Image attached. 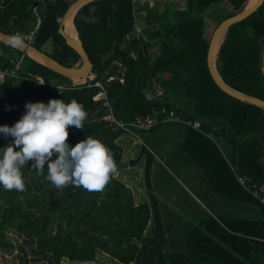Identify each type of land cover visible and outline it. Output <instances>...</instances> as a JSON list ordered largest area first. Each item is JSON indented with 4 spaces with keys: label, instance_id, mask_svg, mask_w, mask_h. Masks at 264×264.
<instances>
[{
    "label": "trees",
    "instance_id": "trees-1",
    "mask_svg": "<svg viewBox=\"0 0 264 264\" xmlns=\"http://www.w3.org/2000/svg\"><path fill=\"white\" fill-rule=\"evenodd\" d=\"M72 1L0 0V30L9 35L29 31L36 24V7L40 21L31 44L41 50L50 43V51L45 52L72 66L79 56L58 32ZM181 1L182 8L164 5L157 16L155 6L141 5L146 23L137 36V0H91L76 10L72 21L115 117L135 134L170 122L149 130L129 125L152 106H164L185 120H197L199 128L173 122L174 129L183 125L180 148L204 171L213 191L239 203L241 211L228 206L196 217L181 229L180 240L169 244L156 198L150 195V202L135 203L130 187L115 174L99 191L72 184L56 188L45 178L46 167L38 172L25 165L21 170L23 190L0 186V250L14 248L7 235L11 230L21 238L22 264L91 261L98 250L121 264H264V203L253 194L264 185V109L223 91L206 62L211 36H205V12L226 5L217 26L240 12L247 0ZM151 43L157 45L155 52L149 50ZM0 47L12 48L2 41ZM216 70L229 87L264 100V1L251 15L227 28L217 52ZM27 72L34 80L64 87L8 79L0 84V124H13L26 111L28 101L59 98L69 102L75 98L87 116L82 129L69 126L70 146L86 135L97 136L110 150L118 172L123 167V150L116 140L128 133L112 129L104 120L106 107L93 98L100 88L72 85L70 78L25 55L20 75ZM148 92L153 96L150 100ZM11 139L0 135V145ZM222 140L227 143L225 149L220 147ZM142 146L147 154V177L151 153ZM151 220L153 226L147 231Z\"/></svg>",
    "mask_w": 264,
    "mask_h": 264
},
{
    "label": "rangeland",
    "instance_id": "rangeland-1",
    "mask_svg": "<svg viewBox=\"0 0 264 264\" xmlns=\"http://www.w3.org/2000/svg\"><path fill=\"white\" fill-rule=\"evenodd\" d=\"M139 1H141V5L145 3L149 7L155 6L154 8L156 11L153 12L154 16L160 14L164 9V5H168L170 8L176 6L179 8L183 7V2L181 0ZM141 5L140 9L135 11L136 18L134 35L136 36L140 33L146 23V10L141 8ZM224 6L226 7V5ZM245 6H248L247 2ZM225 7H223L222 10H217L214 7H211L205 12L206 37L211 36ZM135 9H137L136 6ZM131 37L132 36H129L128 39L131 40ZM41 50L49 52L50 43L42 46ZM149 50L150 52H155L157 50V45L151 43ZM80 62L79 59L74 65L80 64ZM93 74L94 73L91 72L88 76H92ZM152 97L151 93L148 92L146 98ZM173 122L170 121L167 125L159 126L152 131L143 132L142 134L145 133V135H143V141L141 142L140 140H137L134 144H131L135 145L136 143L138 151L140 150V145H144L147 152L151 153L147 177L144 173L145 160H142L140 163H138V161L134 164L130 162L131 160L136 159L135 154H133L132 151L128 152L126 157H124V163L126 162L124 165L126 166L120 168V170L115 173L117 178L123 180V182H126L128 186H130L135 203L150 202V195L156 198L157 206L163 221V228L167 232L168 238L171 239L169 244L176 242L177 238L180 240L181 229L196 217L204 216L210 212L217 213L228 206L241 211L239 203H234L222 198L213 191L204 171L185 151L180 148L179 144L183 138V125H181L180 128L177 127L175 131L171 133L170 129L175 126V123ZM130 135L136 138L135 134ZM220 147L225 149L227 143L222 140ZM145 177L147 181L145 180ZM152 226L153 221L151 220V224L147 228V231ZM7 235L13 242L14 248L8 251L0 250V264H22V259L19 257L22 255V251L20 250L21 238L11 230H8ZM171 235H175L176 237H171ZM25 250L28 251V247H25ZM59 264L121 263L117 262L106 253L98 250L95 258L91 261L71 262L67 259H62Z\"/></svg>",
    "mask_w": 264,
    "mask_h": 264
},
{
    "label": "clouds",
    "instance_id": "clouds-1",
    "mask_svg": "<svg viewBox=\"0 0 264 264\" xmlns=\"http://www.w3.org/2000/svg\"><path fill=\"white\" fill-rule=\"evenodd\" d=\"M36 82L43 84L44 80ZM25 109L13 124H0V135L12 138L0 145V186L23 190L21 170L27 165L38 172L46 167L45 178L56 188L72 184L89 191L103 189L117 170L106 144L93 135L74 146L67 140L69 126L83 128L87 116L83 105L75 98L69 102L49 98L47 102L28 101Z\"/></svg>",
    "mask_w": 264,
    "mask_h": 264
},
{
    "label": "built area",
    "instance_id": "built-area-1",
    "mask_svg": "<svg viewBox=\"0 0 264 264\" xmlns=\"http://www.w3.org/2000/svg\"><path fill=\"white\" fill-rule=\"evenodd\" d=\"M137 2L141 5V1L137 0ZM34 13L33 16L36 18V24L34 27H32L27 32H20L16 31L14 37H16L18 40H23L28 42L29 44L32 43L33 39L35 38L36 30L39 25V15L37 13L36 7L33 9ZM4 41V40H3ZM6 44L10 45L12 48H3L0 47V84H3L8 79L15 83L18 80L27 79L33 81L38 86H47L48 88L56 87L58 89H62L64 86L61 84H55L50 81H46L44 79H38V80H44L43 84L37 83L36 80L32 79L31 77H28L29 72H27V75H20V72L22 70V60L27 54V51L24 49L15 47L11 45L10 43L4 41ZM112 77H108L107 79H111ZM72 85L75 84H85L87 86L94 85L98 86L100 89L99 91L93 96L95 100L102 101V104L104 107H106V112L104 114V120L112 127V129L120 128L124 130V132H127L128 134H135L134 129L130 128L126 122H123L120 119H117L113 113V107L109 103L106 93L104 90L103 83L96 79V75L93 74L92 76H85L80 82H75L73 79ZM122 81V79H120ZM152 99V98H147ZM164 121H175V122H183L186 125L192 126L194 128H199L200 123L197 120L193 119H183L180 116L175 115L174 111L171 109H167L164 106L158 107V106H152L147 114H145L143 117H138L135 120H133L129 125L135 127L138 130H149L158 123L164 122ZM238 180L241 183H244L242 177H238ZM253 194L255 196H258L260 198V201L264 203V185L256 187L253 190Z\"/></svg>",
    "mask_w": 264,
    "mask_h": 264
},
{
    "label": "water",
    "instance_id": "water-1",
    "mask_svg": "<svg viewBox=\"0 0 264 264\" xmlns=\"http://www.w3.org/2000/svg\"><path fill=\"white\" fill-rule=\"evenodd\" d=\"M91 1V0H73L71 4L68 6L66 11L63 14L60 26L58 28V32L65 38L67 44L78 54L79 59H80V64L72 65V66H66L60 62H58L56 59L50 57L46 52L35 48L32 44H29L26 41L23 40H18L14 35H9L2 30H0V41L4 40L11 45L27 50L28 48L35 51L37 54L41 56L43 59L42 64H44L48 69L51 71H54L58 74H60L63 77L73 79L74 77L78 78H83L85 76H88L91 73L93 63L84 49L81 41L78 38L77 42H73L67 38V36L64 33V28H65V22L69 17H72L76 12V10L81 7L83 4L86 2ZM264 0H256L254 3H252L249 6H245L240 12L231 15L229 17L224 18L221 20L218 25L214 28L209 44H208V49H207V56H206V62L208 66V70L214 80V82L227 94L241 100L244 102H248L250 104L259 106L264 109V100L244 94L242 92H239L231 87H229L227 84L223 82L221 79L219 73L216 70V58H217V52L219 49V46L221 42L223 41L224 34L227 30V28L236 22H239L246 18L247 16L251 15L259 6L262 5ZM171 29V28H170ZM170 29L168 30L167 34L169 33ZM219 34H222V40L218 45V48H216V38ZM18 40L19 42L16 44H13V40Z\"/></svg>",
    "mask_w": 264,
    "mask_h": 264
},
{
    "label": "crops",
    "instance_id": "crops-1",
    "mask_svg": "<svg viewBox=\"0 0 264 264\" xmlns=\"http://www.w3.org/2000/svg\"><path fill=\"white\" fill-rule=\"evenodd\" d=\"M169 127V126H168ZM175 131L174 128H171L170 129V132L173 133ZM143 132H137L135 134L136 138H134L133 136L129 135V134H121L116 142L122 147V150H123V154H122V161H123V167L126 166L124 164H126V162L124 163V157H126V154L128 152H133V154H135V158L139 157L140 156V161L138 163H140L142 160H145L147 159V154L143 151V149L141 148L142 145H140L141 147L140 150L138 151L137 150V147H136V143L135 145H131V144H134V142H136L137 140H140L141 142L143 141V135L142 134ZM155 141V140H154ZM143 144V143H142ZM144 162V161H143ZM123 181V180H122ZM127 186L128 184L126 182H124ZM130 187V186H129Z\"/></svg>",
    "mask_w": 264,
    "mask_h": 264
},
{
    "label": "bare ground",
    "instance_id": "bare-ground-1",
    "mask_svg": "<svg viewBox=\"0 0 264 264\" xmlns=\"http://www.w3.org/2000/svg\"><path fill=\"white\" fill-rule=\"evenodd\" d=\"M256 0H248L247 1V5H251L252 3H254ZM64 33L67 36V38L73 42H77L78 38H77V32L76 29L74 27L73 21H72V17H69L66 22H65V28H64ZM222 40V34H219L216 38V48H218L219 43ZM27 53L29 54V56L33 57L34 59H36L37 61L43 62V59L41 58V56L39 54H37L35 51L31 50V49H27L26 50ZM73 80L75 82H79L82 80V78H78V77H74Z\"/></svg>",
    "mask_w": 264,
    "mask_h": 264
}]
</instances>
